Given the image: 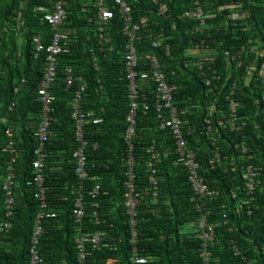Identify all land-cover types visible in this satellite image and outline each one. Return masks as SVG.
<instances>
[{
	"label": "trees",
	"instance_id": "obj_1",
	"mask_svg": "<svg viewBox=\"0 0 264 264\" xmlns=\"http://www.w3.org/2000/svg\"><path fill=\"white\" fill-rule=\"evenodd\" d=\"M22 1L0 0V226L10 225L0 229V264H31L35 222L41 212L38 197L41 187L34 182L33 162L39 147L35 134L43 119L38 87L47 72V54L36 57L32 39L41 36L47 46L52 42V29L42 23V18L51 11L50 2L55 0H24V4ZM159 1L168 6L165 15L159 13V7L151 0H130L135 21L147 22L138 42L141 71H145L144 56L156 52L170 83L178 88L174 104L185 121L184 138L201 165L199 177L219 195L207 199V207L202 211L197 210V205L205 203V199L196 195L188 168L175 164L179 155L171 131L159 128L154 92L158 85L151 76L139 77L141 106L136 115L137 134L132 145L127 141L132 101L125 72L127 41L122 34V20L117 16L111 23L109 33L114 50L104 58L87 28L82 0H67V20L62 30L70 35L72 50L58 56L52 87L55 103L49 115V129L54 135L45 147L42 186L48 211L55 212L56 217L43 223L44 233L38 242L41 264H109L111 261L133 264L135 251L147 259L145 264H203L205 240L201 234L210 229L197 226L208 213L215 239L214 247L208 251H212L217 264L249 261L264 264V89L261 80H257L258 73L253 74V80L248 77L254 64L264 59L251 52L260 38L263 42L260 47L264 49V0ZM237 1L242 3L247 18L234 21L228 18L229 13L218 9ZM196 2L202 5L203 13L211 12L204 28L195 17ZM19 13L22 14L20 29L17 28ZM187 13L191 16H186ZM160 34H164L163 44L170 46L169 54L164 48H152ZM243 45H248L246 54L242 53ZM195 52L204 53L207 59L217 56V64L212 67L211 62L205 63L200 69L198 63L205 58L193 56ZM95 57L99 70L95 68ZM239 64L243 65L239 68ZM69 66L82 76V85H86L82 109L94 114L83 127L88 159L85 172L89 176L86 180L77 173L79 160L74 156L82 144L76 136L72 103L75 91L81 88H68ZM212 69L217 70L221 79L207 86L206 77H213ZM248 79L251 81L246 83ZM231 100L238 101L239 117L246 123L240 136L218 125L221 119L226 123ZM144 103H149V110L143 109ZM211 113L215 144L204 134L205 120ZM12 143L14 155L5 151ZM244 145L259 175L251 214L247 204L238 208L239 198H247L239 177L244 159L248 158ZM150 147H155L156 157L148 154ZM217 148L224 155L222 162L229 173L212 162ZM12 157L16 158L15 207L8 215L4 184ZM152 179H156V186ZM131 186L137 202L134 224L126 205ZM96 187L100 188V195L92 199L90 193ZM80 195L84 196L86 206L81 224L74 217ZM237 209L239 214L235 212ZM79 228L85 235L104 233L99 247H87L90 255L84 260L80 259L77 242ZM237 251L243 256L237 255Z\"/></svg>",
	"mask_w": 264,
	"mask_h": 264
},
{
	"label": "built area",
	"instance_id": "obj_2",
	"mask_svg": "<svg viewBox=\"0 0 264 264\" xmlns=\"http://www.w3.org/2000/svg\"><path fill=\"white\" fill-rule=\"evenodd\" d=\"M24 1V0H23ZM22 1V4L24 2ZM155 6L159 7V13L161 15H165L168 12V6L165 3H161L159 0H151ZM51 11L45 12L43 14L42 23H47L52 29V42L46 46L43 43L41 37L36 36L33 38V42L35 44L36 55L39 56L40 53L46 52L47 54V72L43 81L41 82L38 89V101L43 104V119L40 125L38 132L35 134L39 141V147L37 148L35 154L37 158L33 162L34 169L36 171V176L34 178V182L41 187L40 194L38 197L41 198V212L37 215L34 229V237H33V246H32V261L31 264H41V259L39 257L38 251V242L39 238L44 233L43 223L46 219L55 218L56 213L48 211V203L46 199V191L43 189L44 184V176H43V167L46 159L45 147L46 143L52 138L54 133L49 129L50 127V118L49 115L53 111V104L55 103V96L52 92L53 83L57 76L58 69V56L63 54L71 53V40L70 35L65 33L62 28L65 26V22L67 20V0H55L51 1ZM196 6H198V11L196 13V18L201 20V26L205 27L206 21L203 13V9L200 3L196 2ZM238 8V7H237ZM82 13L86 15L87 28H89L92 38L96 39L97 47L100 49L101 53H103L104 58L109 57V52H113L114 48L112 45V37L110 36V29L112 21L118 16L122 20V34L126 38V79L129 83V98L132 101V110L129 116V122L131 125L129 126L126 132V139L131 144V141L137 134V120L136 115L137 111L140 108L141 104L139 100V77L142 79H147L151 76L152 80L157 83V88H155V94L157 95L156 99V108L158 119L160 120V128L161 130H170L173 139L176 141L177 146V154L179 158L175 160V164L180 165L183 164L188 168L190 172V180L194 185V189L196 191V195L205 199V203H201L197 205V210L202 211L203 208L207 207V199L212 197H217L219 192L211 189L203 179L199 177L200 163L196 160L195 153L191 151L186 143L184 138V125L185 121L180 116V109L174 104V93L177 90L175 85H171L168 81L167 76L163 72V65L161 63L160 57L156 52L147 53L144 58L145 71H141L142 67L139 62L140 53L138 42L141 40V32L143 29L147 28V22L145 19H142L141 23H137L134 19L132 6L130 0H82ZM53 10V11H52ZM186 16H191L189 13ZM18 24L17 28L20 29L22 26V14L19 13L17 18ZM200 26V30L202 27ZM92 40V39H91ZM164 34L156 36L153 43L152 48L163 49L170 53V46L164 45ZM245 51L242 50V53ZM251 52L257 53L258 47H252ZM92 53L95 55V51L92 50ZM262 51H259L261 54ZM263 56V55H261ZM201 61L200 63H203ZM95 68L99 70L98 59L94 58ZM143 64V65H144ZM203 66V65H202ZM201 66V68H202ZM67 81L68 88L75 85V80L73 79L72 73L73 68H67ZM259 79L261 80V86L264 89V61L261 64L259 71ZM80 83L82 84L83 79L80 77ZM210 84V82H207ZM85 88L82 87L81 90L75 91V97L73 99L72 108H73V118L75 123L77 124V138L79 142L82 144L81 148H79L74 155L79 160V168L78 174L79 176L86 180L89 176L86 174L85 169L87 165V155L85 151V146L87 142L84 139V130L83 127L87 123L88 117L94 116L93 112H85L82 110L81 102L83 99V92ZM264 96V92H263ZM146 101V98H144ZM239 103L236 100L230 101V117L227 121L228 127L238 134L242 135L246 123L242 122L238 114ZM144 110H149V103L143 104ZM184 112H188V109H184ZM204 126L205 136L213 142L216 143V132L215 129L210 125V121L206 120ZM11 132V131H9ZM132 145V144H131ZM12 143L7 147L5 151L9 152L11 155L15 154V148ZM244 154L248 156L245 160L243 166H241L240 175L243 179V193L247 198H239L238 200V208L242 209L244 204H247L248 213L251 214L253 211L252 204L255 201V197L253 195L257 192L258 186V169L253 164V157L249 154V149L244 145L243 147ZM148 154L156 157L155 147H150L148 150ZM245 156V157H247ZM224 155L217 148L214 152V157L212 162L219 164L220 167L225 171V173H229L228 168L224 166L222 160ZM15 163L16 158L12 157L11 164L8 167V176L7 180L4 184V191L7 193L6 198V210L9 211L8 215L12 214V211L15 207V200L13 197V185L15 178ZM131 164L133 165V158H131ZM219 168V166H218ZM221 169V168H219ZM232 171H234L232 169ZM130 176H133V171H130ZM152 183L154 186L157 185L156 179H152ZM130 198L127 200V208L128 214L131 217V222L134 224L135 222V206L137 204L136 199L134 198L133 186L130 187ZM100 195V188L96 187L91 193L90 196L92 199H97ZM85 199L83 195L77 199L76 208L74 211V217L77 223L81 224L82 220L85 217ZM95 207H98L96 204ZM235 210L236 213H240V210ZM208 215H210L208 213ZM208 215L202 217V219L198 222V228L200 229H210V232L204 231L201 236L205 242L202 244V249L204 250V254H202L204 258L203 264H217V259H213L212 251H208V249L213 248L215 244L214 239V231L213 226L208 223ZM97 216V212L95 213V217ZM4 227L9 228L10 225L7 224L5 226H0L2 230ZM195 232L198 234L199 229H196ZM82 231L81 228L77 230V242L79 244V249L81 251L80 259L84 260L88 254L86 252L87 247L97 248L101 245L102 240L104 238V233L98 231L95 233H86ZM237 254H241L237 251ZM244 259V258H243ZM147 259L141 258L138 256L137 251H135L133 264H145Z\"/></svg>",
	"mask_w": 264,
	"mask_h": 264
},
{
	"label": "clouds",
	"instance_id": "obj_3",
	"mask_svg": "<svg viewBox=\"0 0 264 264\" xmlns=\"http://www.w3.org/2000/svg\"><path fill=\"white\" fill-rule=\"evenodd\" d=\"M201 2V1H200ZM202 3V2H201ZM202 6V5H201ZM238 7V8H237ZM219 10H220V12H227V13H229L230 14V16H228V18H230V19H232V20H234V21H237V20H241V19H245V18H247L248 16H246L245 14H244V12H242L243 11V5H242V3L240 2V1H237V2H232L231 4H226V5H221L219 8H218ZM204 16H205V21H206V18H208V17H210L211 16V12H209V14L207 15L206 13H204ZM204 28V27H203ZM161 35V34H160ZM36 37V36H35ZM39 37H41V36H39ZM42 38V40H43V43H44V38L43 37H41ZM32 44H33V46H34V49H35V44H34V42H33V39H32ZM45 44V43H44ZM263 44V42L261 41V38L260 39H258L257 40V42H256V44L255 45H253L252 47H258V49H260L261 51H262V53L260 54V57H264V49H261V47H260V45H262ZM47 46V45H46ZM245 46H248V45H243L242 47H241V49L242 50H244L245 52H244V54H246L247 53V48L245 47ZM34 53H35V55H36V49L34 50ZM43 53H45V52H42V53H40L39 55H41V54H43ZM252 53H254V52H252ZM216 55V54H215ZM261 55H263V56H261ZM227 58H229V54H226L225 55ZM36 57H37V55H36ZM205 58V57H204ZM203 58V59H204ZM205 61H206V58H205ZM203 62V63H200V64H198L199 65V68L200 69H202L201 68V66L202 65H204L206 62ZM209 61L211 62V64L213 65V66H215L216 64H217V56H215L214 58H210L209 59ZM263 61H264V59H263ZM262 61V62H263ZM262 62H257L256 64H254V66H253V68L250 70V75L248 76L250 79H252L253 80V74L254 73H258V79L257 80H260L259 79V71H260V67H261V64H262ZM243 64H239V68L242 66ZM212 66V67H213ZM203 67V66H202ZM163 72L165 73V71H164V67H163ZM212 72H213V77L212 78H208V77H206V84H207V86H211L212 85V83H213V81L214 80H216V81H220V77H221V75H220V77H217V70H213L212 69ZM165 75L167 76V74L165 73ZM72 76H73V79L75 80V85H74V89H78L79 87L82 89V87H84V88H86V85H82V84H79L78 83V81H79V79H80V77L82 78V76H79V75H77L76 73H75V71H74V69H73V73H72ZM167 78H168V76H167ZM44 79V78H43ZM83 79V78H82ZM250 79H248L247 81H246V83L247 82H250L251 80ZM208 80H209V82H210V84H208L207 82H208ZM43 81V80H42ZM168 81H169V79H168ZM169 83H170V81H169ZM171 84V83H170ZM171 85H173V84H171ZM40 86V85H39ZM38 89H39V87H38ZM73 89V91H75ZM80 89V90H81ZM234 89H236V90H239V86L238 85H234ZM177 90H178V88H177ZM177 90L175 91V93L177 92ZM79 91V90H78ZM84 92H85V90H84ZM83 92V93H84ZM175 93H174V96H175ZM83 100V99H82ZM81 107H82V102H81ZM83 110V109H82ZM84 111V110H83ZM85 112H87V111H85ZM238 114H239V107H238ZM211 116H212V113L210 114V117H208V118H206V120H209L210 121V125L213 127V125L214 124H211V123H213L210 119H211ZM229 117H230V104H229V112H228V115H226V123H225V120L224 119H221V120H219V122H218V125L220 126V127H224V128H229L228 127V125H227V121H228V119H229ZM159 119H158V114H157V121H158ZM205 120V121H206ZM160 121V120H159ZM226 124V125H225ZM159 128H160V124H159ZM161 129V128H160ZM214 129V128H213ZM230 129V128H229ZM230 131L231 132H233L231 129H230ZM235 133V132H234ZM186 140V139H185ZM186 143H187V141H186ZM187 146H188V144H187ZM188 148H189V146H188ZM191 150V149H190ZM220 150V149H219ZM192 151V150H191ZM221 151V150H220ZM9 153V152H8ZM195 153V152H194ZM10 154V153H9ZM169 155V152H167V154H166V156H168ZM176 155H177V146H176ZM195 156H196V154H195ZM36 158H37V156H36ZM197 160V159H196ZM239 177H241V176H239ZM242 178V177H241ZM6 180V179H5ZM243 180V179H242ZM210 225H213V224H211L210 222H208ZM241 253V252H240ZM237 254V253H236ZM243 253H241V254H239L240 256H243L242 255ZM238 255V254H237ZM245 259V257H242V259ZM246 264H255V262L254 261H249L248 263H246Z\"/></svg>",
	"mask_w": 264,
	"mask_h": 264
},
{
	"label": "crops",
	"instance_id": "obj_4",
	"mask_svg": "<svg viewBox=\"0 0 264 264\" xmlns=\"http://www.w3.org/2000/svg\"><path fill=\"white\" fill-rule=\"evenodd\" d=\"M259 51H260V49H258V52L257 53H254V54H256V56H257V58L259 59V57H260V54H259ZM209 54L210 53H208V56H209ZM189 55H191V52H189ZM193 56H197L198 58H206V55L204 54V53H201V52H195V53H193L192 54ZM211 55V57H212V54H210ZM206 63L207 64H209L210 63V61H209V57H208V59L206 58ZM198 64H200V63H198ZM213 66V65H212ZM211 68V67H210ZM109 264H117L115 261H111V262H109Z\"/></svg>",
	"mask_w": 264,
	"mask_h": 264
}]
</instances>
